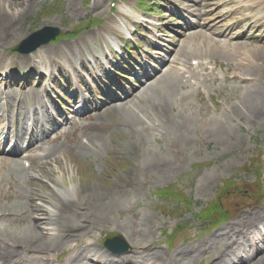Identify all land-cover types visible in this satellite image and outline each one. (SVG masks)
I'll list each match as a JSON object with an SVG mask.
<instances>
[{
  "label": "bare ground",
  "instance_id": "1",
  "mask_svg": "<svg viewBox=\"0 0 264 264\" xmlns=\"http://www.w3.org/2000/svg\"><path fill=\"white\" fill-rule=\"evenodd\" d=\"M14 0H10L9 2H13ZM23 1H28V0H23ZM12 8L15 9V5L13 6L12 4H9L7 2V0H0V40L3 39H7L9 36V39L12 40V34L15 33V28L17 26L18 23L21 22V20L23 19L24 15H25V11H21V10H13ZM252 108H254V104L251 105ZM158 110L162 113H165V109L163 108V106H160L158 108ZM234 114L237 113L235 112ZM223 121H229V122H233L232 120L226 118V119H220V120H216L214 122H212L211 128L213 134H220L223 131L226 132L229 128L228 126L226 127L225 125H223L221 122ZM172 126V131H173V135H174V139L178 141V143L183 144L186 147H190L194 144V140L191 138L190 133L187 131V127L186 124L184 122L181 123V125L179 127H177L176 125H171ZM197 130V127L195 128ZM156 167L161 170V171H166V169L169 166V162L168 161H161L160 159L156 160ZM155 165V164H153ZM112 204V203H111ZM110 204V205H111ZM52 209V208H51ZM5 211V210H4ZM11 211H15V210H11ZM13 217V216H12ZM147 225L150 224V221L147 220ZM51 227V230L53 231V236L45 239V240H41L40 238L35 235V232L33 231L32 235L30 237L27 238H20L18 236L14 237V240L16 243H22L25 245H35V249H38L40 251H48L57 247H60L62 245H64L67 242V237L71 238L73 237L74 234H69L66 237V234L61 230V227H59V223L58 221H53V219H49V224ZM58 227V228H57ZM7 226H5V230H7ZM74 231V230H71ZM57 232V235L55 236V233ZM146 231L142 230V234L141 236H146ZM7 238L10 239L9 236H7ZM55 238V239H54ZM54 239V241H53ZM53 241V242H52ZM261 242V241H260ZM262 245H264V241L262 242ZM16 247H11V248H7L6 246L3 248L2 252H0V261L2 258H13L14 256L20 254L24 259L28 258V256H23V252L21 251H14ZM142 249L144 248H139L137 250L134 251V256L135 258H139V260L147 261L148 259H152L154 260L157 264H162V259L160 257H157L155 254L152 253H147L145 254L144 252H141ZM234 249V246L229 250L228 254L231 253V251ZM85 251H86V259H91L88 256L90 254L94 253V256L96 258V262L95 264H111L112 262L108 263V257H110V255L108 253H103L97 249L92 248L91 246H86L85 247ZM248 251V252H247ZM258 251H261L259 244L254 245V252L257 254ZM181 254L184 255L186 252L185 250H180ZM238 262H241L240 258H243V256L241 255L242 252L243 253H251L250 250H248V248H243L242 250L238 251ZM39 253H45V252H39ZM26 255V254H24ZM159 255V253H158ZM134 256H130L129 259L131 262H134ZM240 257V258H239ZM40 258V257H39ZM165 261V259H163ZM114 263H116L115 261H113ZM65 264H72L71 261H69L68 263ZM220 264H223L222 262ZM241 264H244L243 262ZM245 264H254L253 261L249 260L247 261ZM255 264H264V253H262V256L257 257L255 259Z\"/></svg>",
  "mask_w": 264,
  "mask_h": 264
},
{
  "label": "rangeland",
  "instance_id": "2",
  "mask_svg": "<svg viewBox=\"0 0 264 264\" xmlns=\"http://www.w3.org/2000/svg\"><path fill=\"white\" fill-rule=\"evenodd\" d=\"M82 1L83 0H78L79 8H81V6H82V4H81ZM70 13L71 12L68 10V7H67V2L65 1L64 2V6H63V10H62V14H60V16L65 15L66 19H71V17L69 16ZM31 23H32V21L30 22L29 20H27V23L24 25L22 32L19 33V34H22L21 38L26 35L28 27L31 25ZM4 42L5 41L0 40V46ZM7 43H8V41L5 42V44H7ZM16 44H17V42L15 43V40H14L13 43L7 47V49H9L10 47H12L13 45H16ZM252 69L253 70L250 69L251 72H254V68H252ZM255 71L264 72V61H263L262 65L260 66V68L255 70ZM252 89H255V88L253 87ZM252 89H250V90H252ZM252 94H253V92L249 91L247 93L246 99L248 97L252 96ZM253 96L250 97V99H247V100H251L253 98ZM172 105H175L174 102H173ZM202 114L203 113H201V115ZM254 114H255L254 119L249 121V122L244 123L243 125H248L247 129H250L252 126H254L257 130H260L261 132H264V106L263 105L260 106L258 111H256ZM199 116H200V113L198 112L194 117L197 119ZM238 131H244V130H243V128H241V129L235 128V132L237 133ZM153 145L157 149V153H163V154L167 155V152H165L164 149L159 148L160 147V143H157V144L154 143ZM201 149H202V152H204L206 150V146H202ZM244 150H245V147L241 146V148H240V146H239V148L236 149L235 151H232V152H229L228 154H226L224 156V158L221 159V161H223V162L228 161L229 162V164L227 165V168L223 167V168H221L220 171H217V174L216 173L211 174L209 176V178L206 179V185L211 184L212 180L215 179L217 177V175L221 176V178H222V176L225 177V178L227 176L231 177L236 172V170H238L237 168L239 166H242L245 163V161H246L245 156L243 154ZM236 152L240 153V156H237ZM242 154H243V158H242ZM182 159L183 158L179 157V160H182ZM175 164H176L177 167H179L178 159L176 160ZM140 179L144 180L143 177H140ZM147 186H149V184H147ZM220 186L221 185L218 182V184H216L215 187L211 186V187H208L207 189L201 191V193H200L201 196L198 195L200 197L199 200L201 202H208V201L213 200L216 197V195H217L216 194V190ZM196 194H197V191H196ZM143 195H144L145 198L149 197V193H148L146 188H144ZM136 210L137 211H142V212H145V213L147 212L144 208H142L141 205L136 206ZM71 213L75 214V213H78V212H77V210H72ZM150 215L153 216V217H151V219H152V224L154 225V228L152 229V233L150 235V240L153 241V240L156 239V240L160 241L161 245L166 249L167 246H166L164 240L162 239V237L160 236V231L164 227H166L168 229L174 228L178 221H172L171 219H169L167 217H163V215L160 212H155V213L151 212ZM76 218H78V215L76 216ZM122 220H123V218H120V221H122ZM192 220H193L192 216H186L185 220H182L181 222L188 223V222H192ZM131 224L133 226H135V221H132ZM195 225H199V224L195 223L193 226H195ZM122 232H124V231H122ZM131 234L134 237V233H131ZM197 235H200V232H197Z\"/></svg>",
  "mask_w": 264,
  "mask_h": 264
}]
</instances>
